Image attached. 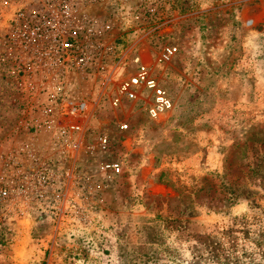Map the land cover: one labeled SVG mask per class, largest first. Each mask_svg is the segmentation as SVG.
<instances>
[{
  "label": "rangeland",
  "instance_id": "obj_1",
  "mask_svg": "<svg viewBox=\"0 0 264 264\" xmlns=\"http://www.w3.org/2000/svg\"><path fill=\"white\" fill-rule=\"evenodd\" d=\"M61 4L117 54H139L174 101L152 120L141 101L110 104L105 71L73 79L68 93L96 101L87 144L108 133L109 153L57 143L26 72L15 19ZM27 142L77 182L0 197V264H264V0H0V179L2 156ZM103 159L124 175L105 178Z\"/></svg>",
  "mask_w": 264,
  "mask_h": 264
},
{
  "label": "built area",
  "instance_id": "obj_2",
  "mask_svg": "<svg viewBox=\"0 0 264 264\" xmlns=\"http://www.w3.org/2000/svg\"><path fill=\"white\" fill-rule=\"evenodd\" d=\"M18 16L14 25L15 37L27 56L26 72L31 78L33 74L40 76L45 99L41 101L39 112L46 126L55 129L57 143L73 140L74 150H79L84 142L89 151L110 152L108 133L98 134L94 145L87 144L85 139L96 101L68 93L73 79L89 78L96 69L106 73L101 84L106 94L111 88L114 91L110 98L113 107L141 101L152 120H158L173 108L172 96L150 65L139 54L131 58L117 54L112 45L100 39L94 24L73 16L70 4H61L57 13L46 9ZM177 52L176 46H165L161 60L171 61ZM37 84L33 81L30 88H36ZM59 122L62 124L58 125ZM120 128L129 131L130 124L120 123ZM2 160L7 173L4 172L0 179L1 199L25 202L44 199L52 191L61 190L63 185H75L77 182L74 173L55 167L52 160L32 143L2 156ZM99 168L103 176L112 181L125 173L121 159H103ZM67 193L68 190L60 195L65 197Z\"/></svg>",
  "mask_w": 264,
  "mask_h": 264
},
{
  "label": "crops",
  "instance_id": "obj_3",
  "mask_svg": "<svg viewBox=\"0 0 264 264\" xmlns=\"http://www.w3.org/2000/svg\"><path fill=\"white\" fill-rule=\"evenodd\" d=\"M27 144H28V142H27ZM26 145V144H25ZM24 144L22 145V146H25Z\"/></svg>",
  "mask_w": 264,
  "mask_h": 264
}]
</instances>
